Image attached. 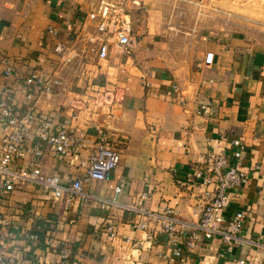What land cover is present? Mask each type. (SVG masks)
I'll list each match as a JSON object with an SVG mask.
<instances>
[{"label":"crops","instance_id":"0c3cea01","mask_svg":"<svg viewBox=\"0 0 264 264\" xmlns=\"http://www.w3.org/2000/svg\"><path fill=\"white\" fill-rule=\"evenodd\" d=\"M153 5L141 4L148 10ZM86 7L68 0L0 4V89L11 85L18 105L34 103L90 143L102 131L121 139L118 165L88 185L94 196L115 197L117 203L102 206L96 197L67 202L38 186L0 189V229L3 220L16 226L5 257H14L15 264H159L171 244L148 212L169 207L196 223L211 185L195 180L192 170L209 151L229 152L237 136L246 144L243 166L249 179L227 190L217 223L227 229L233 214L243 211L241 242L229 247L217 234L187 248L183 239L192 228L187 227L181 255L170 258L173 264H264V43L208 32L200 37V49L174 61L160 48L162 36L148 30L138 33L129 53L109 37L108 53L99 58L104 35L94 21L83 19ZM58 43L67 55L56 51ZM32 70L59 77L56 92H34L27 99L22 77ZM116 85L119 101L103 102L100 89ZM30 157L22 153L24 161ZM41 162L64 181L79 172L71 156H55L47 148ZM109 223L115 236L106 228ZM24 230L38 232L39 240H28ZM62 245L70 249L65 262Z\"/></svg>","mask_w":264,"mask_h":264},{"label":"built area","instance_id":"2783aa9c","mask_svg":"<svg viewBox=\"0 0 264 264\" xmlns=\"http://www.w3.org/2000/svg\"><path fill=\"white\" fill-rule=\"evenodd\" d=\"M84 20L95 22V28L104 35L98 47V57H106L108 53V38L123 51L130 52L136 43L130 27V15L116 4H109L101 0L83 15ZM48 31L55 33L52 27ZM56 51L62 56L67 55L63 43L56 44ZM71 56L67 57L69 60ZM10 67H6L8 72ZM61 83L59 77L53 75L48 78L38 70H32L23 75L21 89L27 99L33 98V93L56 92V86ZM100 99L113 105L119 101L118 86L108 90L100 89ZM37 95V97H38ZM94 96V95H93ZM206 111V108H203ZM0 189L4 191L22 190L30 186H38L43 192L55 198L66 197L71 200H88L94 196L88 189L93 180H104L119 163L121 146L120 140L111 138L106 132H99L94 141L88 142L84 136L72 129L62 127L48 115L37 109L34 103L26 106L18 105L11 85L0 89ZM230 151H209L197 160L192 173L195 180L204 185H211L206 191L207 197L199 220L190 224L176 214L172 208L162 211L148 212L159 223V231L163 233L171 244L168 256H164L159 264H173L171 256L177 257L182 253L181 239L184 230L192 227L191 232L184 237L183 244L187 248L193 247L197 241L208 239L215 235L222 238L231 247L241 242L239 235L245 223L243 211H236L227 229L219 227V211L227 205L228 189L246 184L250 170L243 166L246 144L237 136L230 140ZM52 151L55 156L69 155L75 161L78 174L69 181H64L58 174L47 172L42 168V157L45 149ZM88 150L87 154H83ZM23 152H30L31 157L24 161ZM253 168H256L253 167ZM116 193L121 186L114 188ZM145 196V194H143ZM102 206L117 203L115 197L99 198ZM134 225V224H133ZM136 227L143 228L144 222H135ZM16 226L8 220H3L0 229V264H15L14 257H5L6 243L13 236ZM111 236L116 235L112 223L106 225ZM23 236L32 242L39 240L36 231L24 230ZM70 249L68 246L59 247L61 260L65 262Z\"/></svg>","mask_w":264,"mask_h":264},{"label":"rangeland","instance_id":"374dc122","mask_svg":"<svg viewBox=\"0 0 264 264\" xmlns=\"http://www.w3.org/2000/svg\"><path fill=\"white\" fill-rule=\"evenodd\" d=\"M6 0H0L4 4ZM69 4H87L85 11L101 0H68ZM116 4L130 15V27L138 42V33L162 36L160 48L174 61L191 56L202 46L201 35L235 34L264 43V0H104ZM155 1V3H154ZM146 8L141 4H151ZM148 7V6H147ZM210 34V33H209ZM135 46V45H134Z\"/></svg>","mask_w":264,"mask_h":264}]
</instances>
